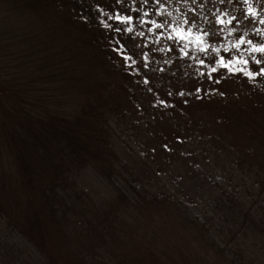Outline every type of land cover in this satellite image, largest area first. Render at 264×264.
Wrapping results in <instances>:
<instances>
[{"label":"rangeland","instance_id":"obj_1","mask_svg":"<svg viewBox=\"0 0 264 264\" xmlns=\"http://www.w3.org/2000/svg\"><path fill=\"white\" fill-rule=\"evenodd\" d=\"M261 44L264 0H162L134 39L137 71L120 74L108 93L101 124L116 168L69 164V146L56 145L62 173L48 198L70 240L55 255L13 229L0 208V264H128L119 248L133 229H148L147 198L170 195L190 203L212 243L245 264H264V157L236 153L208 120L214 111L195 99L211 82L234 86L243 71L230 77V69L251 68Z\"/></svg>","mask_w":264,"mask_h":264},{"label":"trees","instance_id":"obj_2","mask_svg":"<svg viewBox=\"0 0 264 264\" xmlns=\"http://www.w3.org/2000/svg\"><path fill=\"white\" fill-rule=\"evenodd\" d=\"M161 1L0 0V208L13 229L55 255L70 240L48 198L62 173L56 145L69 146V164L116 168L110 154L119 156L101 124L113 99L108 93L120 74L137 71L134 39ZM258 68L232 87H197L195 96L214 111L208 120L225 131L233 150L249 159L264 157ZM120 100L130 102L124 87ZM142 212L148 229H133L119 248L128 264H245L205 236L183 199L147 198Z\"/></svg>","mask_w":264,"mask_h":264},{"label":"snow or ice","instance_id":"obj_3","mask_svg":"<svg viewBox=\"0 0 264 264\" xmlns=\"http://www.w3.org/2000/svg\"><path fill=\"white\" fill-rule=\"evenodd\" d=\"M145 2H146V0H145ZM250 11H251V9H250ZM116 19L121 20V21H126V20H131L132 17L131 16H117ZM117 31H119V29H117ZM241 42H243V41L241 40ZM249 43L251 44L252 42L249 41ZM237 47H239V44L237 45ZM252 51H258V52L264 54V44L254 45ZM125 59L127 61L128 57H125ZM261 59H264V55H262ZM261 59H256L254 64L251 65V68L249 70H245V69H230V70L243 71L245 75H247V76H249L251 78V77H253L254 75L257 74V71L255 69H256L257 65L261 64ZM223 60H224V58L221 57V60L217 61V63H221ZM133 62H135V61H133ZM200 63L203 64L204 61H200ZM243 63L244 64H249V61L248 60H244ZM231 64H232V61H228V63L223 64V66L224 67H229V65H231ZM145 67H146V65H145ZM212 71H216V69L213 68ZM258 73L264 74V67H259L258 68ZM145 83H147V80H145ZM161 103H163V101H161Z\"/></svg>","mask_w":264,"mask_h":264}]
</instances>
